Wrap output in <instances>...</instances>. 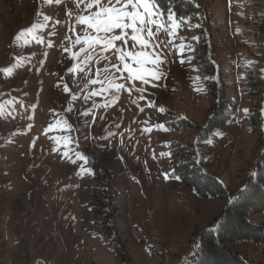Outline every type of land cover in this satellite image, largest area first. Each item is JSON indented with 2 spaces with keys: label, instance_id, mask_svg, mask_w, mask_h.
Returning <instances> with one entry per match:
<instances>
[{
  "label": "rangeland",
  "instance_id": "1",
  "mask_svg": "<svg viewBox=\"0 0 264 264\" xmlns=\"http://www.w3.org/2000/svg\"><path fill=\"white\" fill-rule=\"evenodd\" d=\"M195 1L210 25L187 18L176 35H158L160 79L120 81L117 96L85 100L98 86L82 91L81 74L68 71L83 0H0V264H186L229 198L202 197L172 174L176 143L193 142L229 192L243 188L264 153L252 121L264 88V0ZM202 35L213 75L197 71ZM219 72L238 111L204 140L205 80ZM93 158L118 191L114 227L90 212ZM249 221L264 224V212ZM229 246L264 264V239Z\"/></svg>",
  "mask_w": 264,
  "mask_h": 264
},
{
  "label": "trees",
  "instance_id": "2",
  "mask_svg": "<svg viewBox=\"0 0 264 264\" xmlns=\"http://www.w3.org/2000/svg\"><path fill=\"white\" fill-rule=\"evenodd\" d=\"M160 9H172L184 19L202 16L210 25L209 15L204 7L195 0H159ZM207 39L202 35V47L205 49L196 62L199 72L210 75L215 73L216 67L213 58L207 55ZM211 50L219 48L218 42H212ZM256 83L263 84L264 79L257 77ZM206 88L211 96L209 116L203 129L202 138L218 126L225 125L237 113L238 105L227 94L228 82L219 72L215 78L205 80ZM264 88L259 93L257 108L252 114L253 130L259 132V139L264 144V113L263 99ZM188 123L187 121L181 122ZM96 155V153L94 154ZM169 157L173 165L172 174L182 180L187 187L202 197L229 198L228 205L224 208L222 216L217 222L204 228L198 233V244L194 253L186 264H250L249 261L233 251L230 243L242 240L262 241L264 239V224H254L249 221L250 215L264 212V153L257 159L253 172L245 179L242 189L234 193L218 180L207 168L204 158L199 157L193 142L176 143L169 150ZM93 174V184L89 187L90 212L98 221L108 222L110 225L118 210L115 199L118 191L112 181V172L109 168L101 166L95 158L90 159ZM114 227V224L109 226ZM116 240H118L116 236ZM123 249V245H121ZM122 255V254H121Z\"/></svg>",
  "mask_w": 264,
  "mask_h": 264
},
{
  "label": "snow or ice",
  "instance_id": "3",
  "mask_svg": "<svg viewBox=\"0 0 264 264\" xmlns=\"http://www.w3.org/2000/svg\"><path fill=\"white\" fill-rule=\"evenodd\" d=\"M48 3L51 4L52 0ZM83 5L84 14L76 20L83 27V33L73 42L74 47L78 46L73 55L77 64L68 71L81 74L84 86L81 88L77 82V87L82 91L98 86L88 91L85 100L96 96H117L125 89V83L120 81L148 84L150 80L160 79L159 65L164 61L156 51L160 47L158 35L161 32L176 35L186 23L183 17L170 8L162 12L159 0H83ZM65 91H68L67 87Z\"/></svg>",
  "mask_w": 264,
  "mask_h": 264
}]
</instances>
